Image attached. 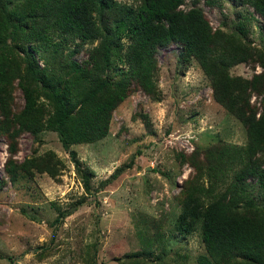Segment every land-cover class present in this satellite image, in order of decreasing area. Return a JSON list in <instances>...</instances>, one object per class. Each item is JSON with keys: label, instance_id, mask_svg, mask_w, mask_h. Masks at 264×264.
<instances>
[{"label": "rangeland", "instance_id": "1", "mask_svg": "<svg viewBox=\"0 0 264 264\" xmlns=\"http://www.w3.org/2000/svg\"><path fill=\"white\" fill-rule=\"evenodd\" d=\"M117 1L132 7L141 2ZM1 2L17 34L0 42L5 74L0 86V264H202L200 257H209V252L201 222L191 232L177 224L185 189L196 179L195 166L205 162L209 147L243 148L247 134L243 123L214 99L198 61L183 56L177 43L159 47L153 90L146 92L129 78L106 133L69 144L79 171L53 127L55 108L48 92H57L73 115L85 101L75 123L78 129L89 125L91 107L99 100L89 101L95 80L85 71H93L97 82L119 78L120 70L128 69L130 40L123 36L120 44H112L110 65L97 71L94 51L102 38L48 30L41 34L38 19L22 14L24 0ZM178 7L187 10L192 3L184 0ZM197 7L213 32L233 37L251 52L244 62L230 66L229 74L250 80L260 73L264 19L247 0H198ZM27 61L47 89L29 74ZM23 86L33 91L36 107L31 118H24L27 127L19 122L25 106ZM247 98L258 112L264 110V94L250 90ZM193 152L198 161L191 159ZM47 154L62 163L54 176L20 167L27 158ZM8 159L12 169H21L17 177L6 169ZM82 174L90 177L89 192ZM199 179L208 185L206 175ZM258 192L250 180L249 206L262 210L264 199ZM61 213L67 214L54 227L52 221Z\"/></svg>", "mask_w": 264, "mask_h": 264}, {"label": "trees", "instance_id": "2", "mask_svg": "<svg viewBox=\"0 0 264 264\" xmlns=\"http://www.w3.org/2000/svg\"><path fill=\"white\" fill-rule=\"evenodd\" d=\"M24 1L22 14L38 19L36 26L41 34L48 30L63 31L82 39L102 38L101 45L94 51L98 58L94 64L97 71L110 65L112 44H120L123 36L130 40L125 55L128 69H121L119 78L97 82L93 71H85L95 80L89 89V98H92L89 101L99 100V103L91 104L89 125L78 129L75 123L85 101L73 115L57 92H48L55 108L53 127L67 150L70 143L90 142L106 133L112 110L126 95L129 78L136 79L146 92L153 90L155 54L159 47L177 43L183 48V56H193L198 61L210 81L214 99L245 126L247 144L243 148L216 144L206 150L205 162L195 166L196 179L185 189L177 224L184 231L191 232L201 222L203 244L209 252V257H200L202 264H264V209L249 206V181L252 179L264 199V110L258 112L247 98L250 90L264 94V61H260L262 71L250 80L230 75V66L244 62L251 52L233 37L213 32L203 11L197 7L198 0H189L192 7L187 10L178 7L184 0H141L138 7L117 0ZM247 3L264 19V0H247ZM0 11L3 16L0 19V42H7L10 36L17 34V25L12 24L1 0ZM27 69L47 89L46 81L30 61H27ZM4 75V67L0 64V86ZM22 89L25 106L23 120L19 119V122L22 127H27L24 118L35 114V99L28 86ZM96 94L98 98L94 99ZM68 153L80 171L76 152L68 150ZM191 159L198 161L197 154L193 152ZM12 164L8 159L6 169L12 177H17L21 169H12ZM61 164L59 159L47 154L27 158L20 167L31 166L54 176ZM202 175L207 176L206 186L200 182ZM82 179L85 191L89 192V175L82 174ZM66 214L61 213L52 221L54 227Z\"/></svg>", "mask_w": 264, "mask_h": 264}]
</instances>
